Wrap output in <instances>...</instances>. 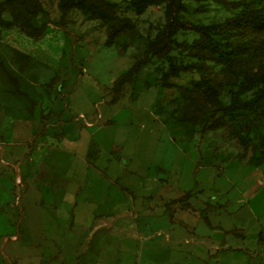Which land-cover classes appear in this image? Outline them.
I'll use <instances>...</instances> for the list:
<instances>
[{"label":"rangeland","instance_id":"1","mask_svg":"<svg viewBox=\"0 0 264 264\" xmlns=\"http://www.w3.org/2000/svg\"><path fill=\"white\" fill-rule=\"evenodd\" d=\"M110 1L131 22L110 41L108 20L77 7L61 13L59 0H39L43 11L32 16L16 3L15 22H0V264H18L11 251L17 246L46 251L43 264H63L59 250L74 253L71 241L89 248L88 262L171 264L167 250L149 249L150 240L129 239L121 227L145 216L163 217L164 226L173 219L202 234L205 244L185 241L177 231L173 246L208 249L209 264H264L257 244L258 231L264 235V43L258 56L247 35L211 31L208 51H198L190 44L203 37L178 30L175 38L184 44L150 58L114 98V79L143 54L166 14L164 0L139 13L129 0ZM183 2L182 18L206 24L240 9L217 0ZM0 18L13 16L5 8ZM170 61L194 65L164 78ZM243 66L256 81L237 92L247 106L230 110L224 106L239 88ZM201 76L214 77L219 92L184 118L191 99L164 81L193 86ZM49 109L59 113V123L53 113L41 132L40 114ZM190 188L189 206L171 201ZM206 202L222 204L208 213L210 224L234 227L224 241L231 252L221 258L214 247L221 246L219 229L210 232L198 212ZM88 207L84 225L115 218L83 241L73 233L80 231L74 215L80 210L84 217ZM13 233L20 234L17 241ZM248 249L259 252L249 256Z\"/></svg>","mask_w":264,"mask_h":264},{"label":"trees","instance_id":"2","mask_svg":"<svg viewBox=\"0 0 264 264\" xmlns=\"http://www.w3.org/2000/svg\"><path fill=\"white\" fill-rule=\"evenodd\" d=\"M159 0H129V6L135 10L136 13L141 12L144 8L153 2ZM225 3L231 7H240L239 11L235 14L225 17L215 23H201L193 22L189 19L182 18L180 12L184 8L183 0H164L165 2V14L166 21L163 26L156 32V34L148 40L144 48L143 54L136 57L132 64L123 72H121L113 81V90L115 91L114 98L119 94L122 85L131 80L132 76L138 72L141 66L150 60L153 56L165 55L174 46H182L184 43L177 41L175 34L178 30L188 29L193 30L201 35L203 39H195L190 45L197 48L198 51H208L211 46L205 38L212 41L210 32H223L225 30L238 33L240 35H247V45L255 55H261V47L264 43V0H217ZM16 3L23 5L25 13L29 16L35 15L43 11V7L39 0H0V11L8 8L12 13V19H2L0 22L5 26H9L15 22L17 17V11H14ZM58 7L61 13L72 8H82L89 12L90 15L100 17L109 21V30L107 32V40H112L116 35L123 32L131 22L124 16L116 14L117 3L110 0H59ZM243 47V45H241ZM227 63L233 68H237L235 60L232 58L227 59ZM194 65L193 62L182 63L170 61L166 70L163 72V77L167 78L170 75H178L181 71L188 70ZM244 77L239 82V88L234 91L232 100L224 107L230 110L236 108L245 107L248 101H240L237 98V92L239 90L247 89L253 84L256 79L251 77L249 68L243 66ZM164 83L168 86H177L180 93L185 98H190L191 101L186 105L187 109L183 111L184 118H192L190 109L197 108L211 95H217L219 92V83L215 81L212 76H201L198 80L194 81L193 86L185 84H177L173 81L165 80ZM261 92L264 93V86L261 87ZM52 109H49L45 113L40 114V121L42 124L41 132L47 130V122L53 115ZM56 116V123H59V113H54ZM63 132H56L55 134H61ZM31 146V145H30ZM196 168L194 169L195 172ZM193 193V189L185 190L178 197L173 198L172 202L181 201L184 205L189 206L188 198ZM221 203L206 202L205 206L199 209V213L203 220L210 224L208 213L215 208H221ZM241 229V228H237ZM257 242L264 248V235L261 230L257 233Z\"/></svg>","mask_w":264,"mask_h":264},{"label":"crops","instance_id":"3","mask_svg":"<svg viewBox=\"0 0 264 264\" xmlns=\"http://www.w3.org/2000/svg\"><path fill=\"white\" fill-rule=\"evenodd\" d=\"M113 207H115V205H113ZM79 211L78 210L76 211L74 218H76V221L78 223L77 225H80V231L73 232V233H79V235L83 236V241L85 239L88 240L90 235H93L94 232L101 227V225L107 224L108 220L114 221V218H115V216L112 215L107 221H101V222H96V223L92 222L91 226H87V225H84V223L87 219V216L91 212V209L88 207L87 209L82 211V212H85L84 217H80L81 211L80 212ZM133 217L136 218L137 215ZM164 220L165 219L163 217L154 218L150 216H145L144 220H142V222L140 223H138L137 221H132L130 219L125 220L121 227L124 229H127V235L129 239L140 238V239H144L148 241L150 240L151 242L148 245L149 249L167 250L169 263L171 264H209L210 263L211 258H212L211 255H213V253H210L208 249H180V248H176L173 246V243L178 241V238L174 237V234L177 231L184 232L183 236L186 237L185 241H195V242L205 244L204 240L200 239V235L202 234L200 233L197 234L193 228H186L185 226H183L181 222L179 224H175L176 220L173 221V219L169 221V224L167 226H164L163 224ZM156 222L159 223L158 224L159 226L154 227L153 225H155ZM209 228H210L209 230L210 232H212L213 229H219L218 230L219 235L217 236V240L218 241L220 240L221 246H217V245L214 246L216 248L215 250H217L216 257L221 258L226 253H230L231 252L230 245L227 244L226 242L224 243V241H225V237L227 233L232 232L233 234H235L233 232L234 227L223 229L219 226V224L211 222V225H209ZM185 229L186 231L188 230L191 232H186ZM18 232H19V229H18ZM163 233H165L164 236H163ZM153 234L159 235L162 237L158 239L157 238L154 239L152 236ZM186 234H188L189 236L188 237L185 236ZM10 236L14 241H17L19 239L20 234L16 235L15 233H13V234H10ZM107 237L110 238V231L107 233ZM171 241L173 242L171 243ZM209 245L212 247V244H209ZM69 246L74 247V248H71V249H74L73 250L74 253L71 251V253L69 254V250H68L69 248L59 250L58 258L61 259L63 264H100L97 261L88 262L84 260V254L89 249L86 246L76 247L72 241ZM66 247H68V245ZM221 247H224L226 249L224 251H219ZM260 248L264 249L261 246ZM11 251H13L12 256H14V258L17 261L19 260L18 264H28L30 262V259L33 260V262H31L32 264H43V262L50 255L48 253L46 254V251L41 252V250L39 249H26L25 252H22V249H18V246L15 247V249H11ZM247 252L249 256H252L253 254H256L257 252H259V249H252V250L248 249ZM6 255H9V254L6 253ZM73 260L74 262H72Z\"/></svg>","mask_w":264,"mask_h":264},{"label":"built area","instance_id":"4","mask_svg":"<svg viewBox=\"0 0 264 264\" xmlns=\"http://www.w3.org/2000/svg\"><path fill=\"white\" fill-rule=\"evenodd\" d=\"M13 165H14V167H15V169H16V183L17 184H21V182H22V180H21V178H20V175H19V173H18V165H17V163H13Z\"/></svg>","mask_w":264,"mask_h":264}]
</instances>
